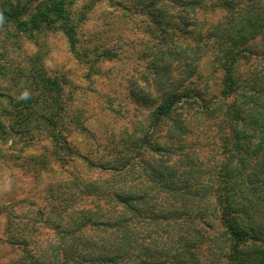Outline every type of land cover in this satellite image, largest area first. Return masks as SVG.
<instances>
[{"label": "trees", "instance_id": "16d2710c", "mask_svg": "<svg viewBox=\"0 0 264 264\" xmlns=\"http://www.w3.org/2000/svg\"><path fill=\"white\" fill-rule=\"evenodd\" d=\"M73 1L0 0V19L27 35L44 27H56L75 46V25L68 16ZM168 2L175 9L170 16L178 25H164L174 31L180 25L192 27L202 8L225 11L223 20L206 35L194 34L191 28L188 31H192L193 44H174L168 54L177 56L180 63L184 61L182 77L196 75L199 60L207 51L203 41L211 39L216 46L211 56L223 70L220 94L206 101L202 96L186 100L187 92L172 93L156 109L154 117L156 123L176 111L181 114L197 109L205 117L217 113L214 155L197 156L184 142L183 124L190 119L182 114L169 133L167 146L159 144L154 148L163 154L162 158L146 161L117 150L118 156L108 167L100 166L106 176L81 183L75 194L82 199L89 197L90 205H76L74 198L64 196L61 205L54 206L55 213L49 210L52 218L48 226L53 235L36 256L32 251L37 246L26 248L29 241L19 239L30 264H264L263 68H252L241 84L235 82V68L241 61L253 59L259 64L254 58H264V52L249 46L264 31V0ZM153 9L159 16L168 15L165 4H154ZM160 32L162 39L176 43L173 34ZM31 65L32 85L38 91L33 103L41 98L52 109L55 105L62 109L63 83L46 73L38 57L31 59ZM162 69L164 66L153 64L156 74ZM234 95L237 104L227 103ZM179 97H185V107L176 106ZM43 118L53 121V116ZM2 133L5 128L0 121V137ZM176 154L180 156L168 164ZM143 164L147 171L140 169ZM77 181L74 178L73 182L78 184ZM204 243L213 258L201 256L199 248ZM215 257L218 258L213 261ZM40 258L45 261L40 262Z\"/></svg>", "mask_w": 264, "mask_h": 264}, {"label": "rangeland", "instance_id": "374dc122", "mask_svg": "<svg viewBox=\"0 0 264 264\" xmlns=\"http://www.w3.org/2000/svg\"><path fill=\"white\" fill-rule=\"evenodd\" d=\"M154 4H165L168 15L159 16ZM170 14L175 9L168 0H74L68 16L75 25V46L56 27L27 35L0 19V121L5 128L0 137V264H30L19 239L29 241L26 248L36 245V256L53 235L49 210L55 213L54 206L61 205L64 196L74 198L76 205H90L89 197L75 194L81 183L106 176L100 166L108 167L117 150L146 161L162 158L154 148L167 146L179 115L190 119L183 124L184 142L193 153L214 155L217 113L205 117L197 109L176 111L156 123L154 117L172 93L187 92L186 100L202 96L206 101L220 94L223 70L211 56L216 49L211 39H203L207 51L196 75L182 77L184 61L168 54L174 44H193L191 28L194 34L206 35L225 11L202 8L192 27L180 25L175 31L164 25H178ZM160 30L173 34L176 43L162 39ZM249 46L263 53L264 31ZM35 56L49 76L63 83L62 109H52L41 98L33 103L38 93L30 76ZM252 60L236 66V85L252 68L264 72V58H254L260 65ZM154 63L164 69L156 74ZM25 91L29 97L21 99ZM183 101L185 97H179L176 106L182 107ZM226 102L236 105L237 95ZM47 116H53L54 126L43 118ZM178 156L172 155L167 163ZM140 169L148 170L144 164ZM76 177L78 184L73 182ZM207 246L201 245L199 252L211 259Z\"/></svg>", "mask_w": 264, "mask_h": 264}, {"label": "clouds", "instance_id": "9594fccd", "mask_svg": "<svg viewBox=\"0 0 264 264\" xmlns=\"http://www.w3.org/2000/svg\"><path fill=\"white\" fill-rule=\"evenodd\" d=\"M29 97V93L27 92V91H25V92H23L22 94H21V99H27Z\"/></svg>", "mask_w": 264, "mask_h": 264}]
</instances>
